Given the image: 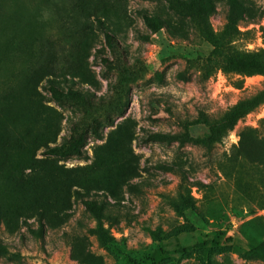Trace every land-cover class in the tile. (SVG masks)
<instances>
[{
    "label": "rangeland",
    "instance_id": "rangeland-1",
    "mask_svg": "<svg viewBox=\"0 0 264 264\" xmlns=\"http://www.w3.org/2000/svg\"><path fill=\"white\" fill-rule=\"evenodd\" d=\"M240 1L245 22L231 50L264 49V0ZM212 2L209 23L219 34L227 0ZM141 13L165 26L152 32ZM102 30L112 34L120 59ZM208 56L219 59L221 51L166 0H0V264H126L163 252L156 264H264L245 255L251 246L264 250V187L247 165L229 167L240 134L264 137V105L211 147L202 145L206 126L196 123L256 94L263 78L221 70L205 78ZM49 81L64 92L88 90L105 107H60L45 90ZM118 96L127 106L110 113L113 123L102 125L100 139L89 137L82 158L43 153L68 136L71 121L87 129L94 118L103 124ZM186 127L194 143L143 141ZM163 164L211 188H189L185 208L179 176ZM77 194L103 195L114 215H91Z\"/></svg>",
    "mask_w": 264,
    "mask_h": 264
},
{
    "label": "trees",
    "instance_id": "trees-1",
    "mask_svg": "<svg viewBox=\"0 0 264 264\" xmlns=\"http://www.w3.org/2000/svg\"><path fill=\"white\" fill-rule=\"evenodd\" d=\"M174 11L181 10L183 16L187 17L197 29L202 39L209 44L214 51L220 50L221 56L219 59L208 56L205 60L206 72L204 77L208 78L212 71L221 70L226 74H235L241 77H249L259 75L263 78L262 88L256 94L240 99L229 110H227L221 117L216 120H208L207 117L201 116L197 118L196 123L206 126L208 138L202 145L211 147L220 143L228 133L233 130L235 125L243 119L246 115L254 112L258 107L264 105V49L255 52H239L231 50L230 43L238 35L240 31L238 27L245 22L246 9L240 0H227L226 23L222 31L216 34L212 31L209 18L215 12L214 3L212 0H166ZM144 24L151 29L152 32L158 31L165 26L164 20L157 15H148L141 13ZM103 38L106 46L116 55V59H120L118 53V45L115 43L113 36L106 30H102ZM103 65L109 68L110 64L106 58H100ZM130 76H124L123 79L129 80ZM129 78V79H128ZM45 90L49 93L50 98L60 107L65 105H77L82 103L85 110H96L105 107L102 99H97L88 90L79 91L68 88L65 92L61 90L57 83L49 81ZM127 104L122 102L121 96H118L108 104V109L103 112V124L95 118L90 122V128L87 129L83 123L71 121L69 126L68 136L62 138L59 144L47 146L44 154L53 157L82 158L85 154V145L89 137L93 139H100L102 125L110 126L112 118L110 113L121 114ZM144 142L154 143H172L177 142L179 146L187 143H194L193 138L188 132V128H184V132L180 134L167 133H149L143 138ZM236 153L229 160L230 166L236 163H243L248 166V171L253 175L257 182L264 187V137L258 139L255 136H246L240 134L238 146L235 147ZM161 170L171 171L179 176V190L182 192L180 199L185 208H190L189 202L185 197L188 189L197 187L199 189H210L209 184L201 182H191L186 177L181 168L170 164H163L158 166ZM221 169H223L221 167ZM224 171V170H223ZM225 177L226 174L223 173ZM135 187V186H131ZM78 201L84 206L86 212L95 217H111L114 215V207L111 205L103 195H96L93 198H84L81 194H77ZM184 195V196H183ZM99 199H96V198ZM118 213V212H116ZM101 240L109 249H113L114 241L105 235L101 234ZM226 242L232 241V238H226ZM207 242L202 243L206 247ZM251 246V244H250ZM196 247V246H195ZM188 249H179L175 253L182 254ZM158 253V252H157ZM162 252H159L161 254ZM162 254H166L163 252ZM162 254H154L140 260H130L126 264H156L162 259ZM246 256L264 259V250H259L253 246L245 251Z\"/></svg>",
    "mask_w": 264,
    "mask_h": 264
}]
</instances>
